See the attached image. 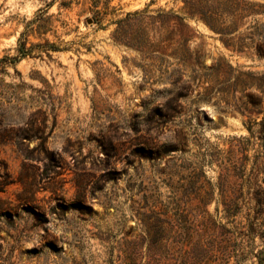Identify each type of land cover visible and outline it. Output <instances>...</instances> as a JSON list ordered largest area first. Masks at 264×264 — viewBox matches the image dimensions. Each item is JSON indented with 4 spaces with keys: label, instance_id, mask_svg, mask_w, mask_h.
I'll list each match as a JSON object with an SVG mask.
<instances>
[{
    "label": "rangeland",
    "instance_id": "rangeland-1",
    "mask_svg": "<svg viewBox=\"0 0 264 264\" xmlns=\"http://www.w3.org/2000/svg\"><path fill=\"white\" fill-rule=\"evenodd\" d=\"M248 1L227 47L183 0H0V264H264Z\"/></svg>",
    "mask_w": 264,
    "mask_h": 264
},
{
    "label": "trees",
    "instance_id": "trees-1",
    "mask_svg": "<svg viewBox=\"0 0 264 264\" xmlns=\"http://www.w3.org/2000/svg\"><path fill=\"white\" fill-rule=\"evenodd\" d=\"M258 3L251 2L248 0H183V5L180 7V12H172L171 10L164 11L160 10L157 16L161 18H174L178 21L181 27H188L185 22L186 19H194L202 21L210 30L218 34L219 38L223 41L224 45L229 47L230 41L232 40L233 33L237 32V28L230 29V25H224L226 20L224 15L226 16H236V20H241L245 18L247 15L253 14L251 12L249 14H243L244 11L253 7V5H257ZM263 6V4H262ZM261 13V12H255ZM234 23V21H232ZM24 32L21 33L19 38V43L17 46V55L16 56H4L0 59V62L5 61L6 63H13L18 61L22 57L29 55L31 53V47H26V41L23 39ZM226 36V38L224 37ZM259 42L256 43V50L259 54L264 57V34L260 35ZM250 38H252L250 36ZM249 44V43H244ZM50 49H56L53 45H46ZM243 46L241 45L237 49L239 51L243 50ZM247 46V45H246ZM257 125L259 127L257 134L258 139L262 141V145L264 146V115L259 121H254L250 126H248V130L251 134H254L252 131V126ZM259 170L264 174V162L260 163ZM262 183L264 184V175L261 178ZM260 194H263L264 191L260 189ZM257 212H261L264 209V199H257ZM212 264V263H209ZM222 264V263H216Z\"/></svg>",
    "mask_w": 264,
    "mask_h": 264
}]
</instances>
